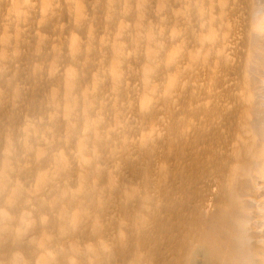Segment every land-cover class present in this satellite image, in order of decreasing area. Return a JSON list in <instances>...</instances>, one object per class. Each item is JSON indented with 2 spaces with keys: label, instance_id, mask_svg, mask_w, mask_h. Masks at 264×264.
I'll list each match as a JSON object with an SVG mask.
<instances>
[{
  "label": "bare ground",
  "instance_id": "bare-ground-1",
  "mask_svg": "<svg viewBox=\"0 0 264 264\" xmlns=\"http://www.w3.org/2000/svg\"><path fill=\"white\" fill-rule=\"evenodd\" d=\"M0 264H264V0H0Z\"/></svg>",
  "mask_w": 264,
  "mask_h": 264
}]
</instances>
